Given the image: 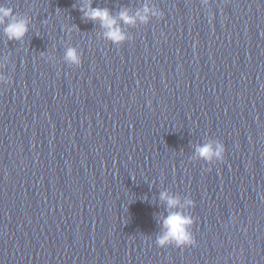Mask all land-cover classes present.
I'll use <instances>...</instances> for the list:
<instances>
[{"label": "water", "instance_id": "water-1", "mask_svg": "<svg viewBox=\"0 0 264 264\" xmlns=\"http://www.w3.org/2000/svg\"><path fill=\"white\" fill-rule=\"evenodd\" d=\"M0 3V264H264V0H91L161 13L120 44L88 0ZM176 210L196 243L158 246Z\"/></svg>", "mask_w": 264, "mask_h": 264}, {"label": "clouds", "instance_id": "clouds-1", "mask_svg": "<svg viewBox=\"0 0 264 264\" xmlns=\"http://www.w3.org/2000/svg\"><path fill=\"white\" fill-rule=\"evenodd\" d=\"M81 11L85 17L99 20L101 27L106 30L104 35L114 44H120L127 39V35L120 26L119 21H123L124 24L134 25L137 20L147 22L149 14H161L150 8L148 4H144L143 8L138 9L135 14H130L128 9L125 8L118 13L117 17L113 16L107 8H93L91 0H88L87 5L82 7ZM0 24L5 25L3 31L9 39H21L28 31V20L18 16L12 7L5 6L2 3H0ZM65 60L69 65L76 66L82 62L81 54L73 47L66 50ZM9 79L10 77L0 73V81L7 82ZM224 153L225 145L219 140L209 141L196 147V154L206 161H212L213 159L223 160ZM160 198L167 202L169 209L177 208L181 204L178 197L169 195L167 192H162ZM185 203L191 205L194 202L186 200ZM193 223L194 219L183 211H169L168 215L163 218L162 231L156 237L155 243L161 247L170 244H174L177 247L195 244V237L190 230V226Z\"/></svg>", "mask_w": 264, "mask_h": 264}]
</instances>
